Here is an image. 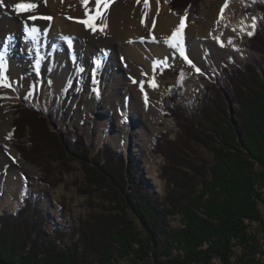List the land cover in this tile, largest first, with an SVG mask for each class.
<instances>
[{"label":"trees","instance_id":"obj_1","mask_svg":"<svg viewBox=\"0 0 264 264\" xmlns=\"http://www.w3.org/2000/svg\"><path fill=\"white\" fill-rule=\"evenodd\" d=\"M162 1L172 10L192 4ZM244 44L264 64V22L256 21L254 34ZM223 73L230 101L213 84L183 104L182 95L191 84L184 71L177 85L160 96L162 109L178 126L175 139L164 132L153 143V151L163 158L161 172L168 189L161 198L128 180L122 151L118 161L108 155L112 148L106 144L93 159L79 131L76 138L65 133L62 140L44 113L29 103L19 104L9 134L18 158L37 166L51 160L81 164L97 184L115 194L112 203L118 205L119 220L104 224L100 214L105 211L89 206L75 230L63 233L56 228L54 237H47L38 209L41 199L30 190L16 215L0 218V263L88 264L93 260L90 253L97 264H264V78L253 65L223 67ZM59 115L56 99L49 109L56 128ZM199 149L211 161L198 157ZM175 217L181 226L168 227L166 218ZM65 236L68 243L63 242ZM234 248L242 252L233 260Z\"/></svg>","mask_w":264,"mask_h":264},{"label":"rangeland","instance_id":"obj_2","mask_svg":"<svg viewBox=\"0 0 264 264\" xmlns=\"http://www.w3.org/2000/svg\"><path fill=\"white\" fill-rule=\"evenodd\" d=\"M226 3L227 7H225ZM160 9H166L170 15L180 21L184 17L185 30L181 42L182 46L178 51L180 58L169 63L162 62L157 64L156 62V74L152 80L156 82L157 88L154 87V95L150 99L155 105H148L145 100H142V105L139 107L143 112L141 111L142 114L138 116V120H143L144 124L141 127L137 125L136 131L143 132L145 137H143V142L138 140L134 143L133 140L124 145L122 134L117 128L119 123L117 115L112 116L109 121H107V118L106 120L104 119L108 115L99 116V114L96 115L99 119L91 118L87 121L80 118V113L82 114L84 110L82 104L85 98L78 97L75 92H80L83 94L82 96L95 94L94 86L92 87L91 84H87V89L83 88L80 90L73 86V88L65 87L64 90L59 91L53 86L48 89H41L44 85L43 82H35L32 89H30L22 86L21 80L25 79L22 75L18 79H13L14 86H11L12 90L9 93H0V99H4L8 104L6 110L10 114V131L13 127V121L18 118V115H16L18 109L16 107L19 104L29 103L46 115L50 128L54 132H59L62 140L65 133H72L74 135L73 138H76L79 131V134L83 136L86 143L90 146L91 158L94 159L106 144H109L112 148L111 151H108V155L118 161L121 160L119 151H122L126 166L125 176L128 175V180L135 182V184L137 183L140 188L152 190L161 198L168 189L161 172L164 166L163 158L153 151V143L164 132L168 133L169 139H175L178 126L173 118L162 109L160 96L165 93L166 88L177 85L176 82L180 71H184L191 78V84L184 90L183 98L181 99V102L185 105H189L203 92L205 87H210L213 84H216L224 94L223 90L229 94L228 90L230 88L228 83L225 82L223 67L233 68L236 66H256L261 64V68L264 71V64L260 60V55L247 48L244 44L249 38L247 33L253 31L251 28L252 23L254 22L256 25L257 20L264 22V0H192V4L188 9L180 10H172L169 4L162 0H148V7H145V0H139V2L138 0H113L112 10L122 20L134 17L144 22L150 20L152 26L150 33L156 34L155 28L161 25L162 22ZM222 9L223 19L235 24L233 31L223 37L219 36V31L215 33V30L222 26ZM253 18H255L254 21ZM207 20L214 24V32L212 34L197 32L200 31V26H203ZM188 26L197 32L193 37V41L189 39L187 34ZM222 43L223 46H221ZM38 50L37 56L41 60L42 65L46 57L52 60L55 54L51 53L50 44L47 46V40L45 43L38 45ZM99 51L100 53L97 56L93 55L96 62H99L101 58L110 59L109 53H104L102 56L103 50ZM113 51L116 54H120L118 48H113ZM109 52L112 53V50ZM75 55L76 57L71 59L72 62H76L78 58L77 53ZM6 61L7 63L3 60L4 68H10L9 61ZM119 61L122 62V59ZM117 64L120 66L119 62ZM89 66L91 65L89 64ZM89 66L83 65L81 72H86ZM98 66L99 64L96 65V70ZM197 68L200 70L199 72L196 71ZM38 69L39 67H36V70ZM121 71L124 72L122 73ZM118 72L122 73L124 80L128 79L126 68L119 69ZM259 72L262 75L260 70ZM103 73L98 76L101 77ZM78 76L81 78V73ZM0 77H3L2 74H0ZM91 77L89 73L83 77L84 83ZM262 78H264V75H262ZM4 79L6 80L7 76ZM38 79L41 81L40 76ZM74 83L79 84L78 81ZM105 85L102 87V95H99V98H107L111 92L109 86L105 87ZM180 89L182 88L180 87ZM141 94L144 96L145 91L141 90ZM56 99L58 100L60 114L58 120L54 118L57 121V128L49 116V109ZM109 110V107H106L108 114H111ZM233 110L234 106L232 105L231 111ZM145 118L148 120H145ZM232 120L236 122L235 115L232 116ZM8 140L11 145V139ZM111 152L113 155H111ZM196 155L201 159L211 161L210 155L201 149L196 151ZM19 161L36 170V172L29 174L27 169L16 165V163L7 165L0 162V218L6 215H16L19 208L25 204L27 194H30L29 191L31 190V194L41 199L38 209L42 212V229L47 237H54L53 232L56 228H60L63 233H70V228L73 230L78 226L82 217H86L89 214V206L98 208L97 211L99 213L105 211L106 215L100 214L102 219L105 220L104 224L111 226L113 221L119 220L116 216L119 213L118 205L112 203L114 202L112 199L113 197L115 198V194L103 183L97 184L96 180L93 179L94 177L84 171V167L81 164L65 161V163L61 162L64 163L62 165L60 162L51 160L50 164L40 163L37 166L20 159ZM152 170L157 173L155 178L149 173ZM48 172L50 176H48ZM45 179L48 180V183H46ZM115 199L117 200V198ZM101 205H104V209L100 212L99 207ZM260 209L264 217V202L260 203ZM166 224L170 228L177 229L181 226V221L179 217L166 218ZM255 227L259 226L256 225ZM108 230L110 231L111 229ZM77 239L78 235L76 236ZM63 242L68 243V237L65 236ZM56 245L61 247L59 238L56 241ZM241 252V249L234 248L232 251L233 260ZM88 255L91 260L93 259L92 263L89 262L88 264H97L94 260L95 255L94 258H92L90 253ZM214 263L222 264L218 261H214ZM118 264L132 263L129 260H123L120 263L118 262Z\"/></svg>","mask_w":264,"mask_h":264},{"label":"bare ground","instance_id":"obj_3","mask_svg":"<svg viewBox=\"0 0 264 264\" xmlns=\"http://www.w3.org/2000/svg\"><path fill=\"white\" fill-rule=\"evenodd\" d=\"M29 2L37 5L34 12L25 11L18 14L13 10L16 4ZM87 8L90 10L89 14L93 15L96 11V0H88ZM112 9L113 0L104 10L107 27L103 32L97 30L93 33L90 29H86L83 23L76 22L85 19V5L82 0H0V55L3 56L5 63L8 60L10 64V68L5 67L2 72L4 78L7 76L8 87L0 86V93H9L12 90L11 86H14L13 79H18L20 75L25 77L21 80L22 86L30 89L35 82H43L41 89L53 86L59 91L73 86L80 90L87 89V84H91L92 87L94 86L95 94L82 96L80 92H75L78 97L85 98L82 104L84 110L82 114L80 113V118L87 121L91 118L99 119L96 116L99 114V116L108 115L104 119L107 118L109 121L112 116L117 115L119 122L117 128L122 134L124 145L133 140L134 143L138 140L143 142V132L136 131L137 125L141 127L144 124L143 120H138V116L142 114V109L139 107L145 97L148 105H155L150 99L154 95V87L151 85L156 84L152 80L156 74V62L169 63L180 58L178 51L181 49V42L173 41L171 37L181 21L170 15L166 9H160L161 25L155 28L156 34H151L150 20L144 22L137 20L136 17L122 20ZM33 16L51 17V19H31ZM221 22L222 26H219V29L215 27V33L219 31V36L223 37L233 31L235 24L224 19ZM96 24L99 25L100 20H96ZM213 25L207 20L197 32L212 34ZM25 26L34 27L38 32L30 37L25 34ZM190 29L188 26L187 34L193 41L197 32ZM184 30L185 28L183 32ZM46 40L47 46L50 44L51 53L55 54L52 60L46 57L42 65L37 56L38 45L45 43ZM113 48H118L120 54H116ZM99 50H103L102 56L104 53H109L110 59L101 58L96 62L93 55L97 56ZM111 50L112 53L109 52ZM76 53L78 58L76 62H72L71 59L76 57ZM120 59L122 62L119 61ZM83 65L89 66L84 73L81 72ZM36 67L39 69L36 70ZM125 68L128 74L127 80L121 75L124 71L118 72L119 69ZM80 73L81 78L78 76ZM88 73L92 77L84 83L83 77ZM101 73L103 74L99 77ZM39 76L41 81L38 79ZM3 77H0V80H5ZM75 81L79 84H75ZM104 85L105 87L108 85L111 92L107 98H99ZM141 86L145 91L144 96L141 94ZM7 105L4 99H0V162L7 165L16 163L27 169L29 174H33L36 170L19 161L16 151L6 138L11 122L10 114L6 110ZM106 107H109L111 114H108ZM149 173L154 178L157 176L155 170Z\"/></svg>","mask_w":264,"mask_h":264},{"label":"snow or ice","instance_id":"obj_4","mask_svg":"<svg viewBox=\"0 0 264 264\" xmlns=\"http://www.w3.org/2000/svg\"><path fill=\"white\" fill-rule=\"evenodd\" d=\"M87 2L88 0H82V3L85 5V19L83 20H77L78 23H83L86 29H90L93 33H95L97 30L103 32L104 29L107 27V21L106 16L104 14V10L108 8L109 4L111 3V0H96V11L93 15H90V10L87 8ZM139 2V0H138ZM102 5V7H101ZM37 5L35 3H18L13 7V10L16 11L18 14L20 12L30 11L34 12ZM145 7H148V0H145ZM225 7H227V3L225 4ZM51 19V17H31V19ZM221 19H223V9L221 10ZM96 20H100V24H96ZM255 18H253V21ZM255 23L253 22L251 25V28L253 31H249L247 35L251 37L254 34L255 29ZM183 28H184V17L181 18V23L178 25L177 29H175L172 33L171 40L182 42L183 37ZM38 32V29L36 28H29L28 26H25V34L29 35L30 37L34 36ZM231 42V41H229ZM176 46V45H173ZM223 46V43L221 44ZM183 54V53H182ZM3 56L0 55V74H2L4 69V63H3ZM197 72L200 70L197 68ZM135 82V81H134ZM0 86L8 87V84L6 83V80H0ZM153 87H156L154 83L151 85ZM141 90H143V87L141 86ZM145 100L147 102V97H145ZM7 139H10L11 136L6 137Z\"/></svg>","mask_w":264,"mask_h":264},{"label":"water","instance_id":"obj_5","mask_svg":"<svg viewBox=\"0 0 264 264\" xmlns=\"http://www.w3.org/2000/svg\"><path fill=\"white\" fill-rule=\"evenodd\" d=\"M256 67L261 71L262 75H264V71L261 68V64H257ZM223 91L225 92V95H226L228 101H230L229 94H227L225 90H223Z\"/></svg>","mask_w":264,"mask_h":264}]
</instances>
